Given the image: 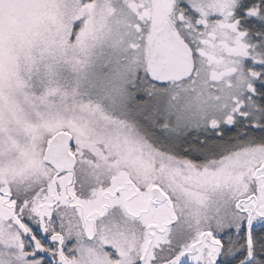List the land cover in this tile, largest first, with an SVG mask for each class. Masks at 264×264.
Returning a JSON list of instances; mask_svg holds the SVG:
<instances>
[{"label":"snow or ice","instance_id":"6c2138e0","mask_svg":"<svg viewBox=\"0 0 264 264\" xmlns=\"http://www.w3.org/2000/svg\"><path fill=\"white\" fill-rule=\"evenodd\" d=\"M0 264H264V0H0Z\"/></svg>","mask_w":264,"mask_h":264},{"label":"rangeland","instance_id":"374dc122","mask_svg":"<svg viewBox=\"0 0 264 264\" xmlns=\"http://www.w3.org/2000/svg\"><path fill=\"white\" fill-rule=\"evenodd\" d=\"M130 59L127 50L121 46H97L89 57L88 64L80 72H74L70 65L61 60H56L52 70L48 71L45 63L51 62H42L33 71L29 83L37 95L42 94L49 86H57L66 92H75L74 99L78 102L100 104L115 119L139 121L140 117L135 115L131 105L122 108L112 104L107 98V89L98 80L101 73H112L116 68L130 66Z\"/></svg>","mask_w":264,"mask_h":264}]
</instances>
